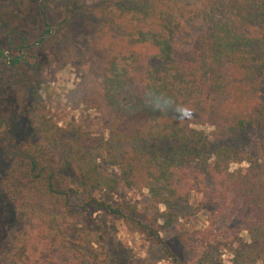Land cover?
Here are the masks:
<instances>
[{"label": "trees", "instance_id": "1", "mask_svg": "<svg viewBox=\"0 0 264 264\" xmlns=\"http://www.w3.org/2000/svg\"><path fill=\"white\" fill-rule=\"evenodd\" d=\"M102 6L113 9L105 13L111 22L127 16L131 32L96 51L70 95L76 108L99 113L107 134L76 123L60 127L32 106L27 118L39 140L11 151L2 190L17 221L33 227V242L19 236L7 264H47L48 257L32 261L29 254L49 256L61 240L59 225L85 227L102 213L171 252L156 222L133 218L104 193L120 186L148 190L155 205L167 207L161 217L173 226L176 206L201 194L204 179L214 186L205 200L227 202L239 223L231 229L232 260L206 253L205 264H264V158L246 152L250 136L264 130V0ZM198 23L204 28L194 58L180 62L178 35Z\"/></svg>", "mask_w": 264, "mask_h": 264}, {"label": "rangeland", "instance_id": "2", "mask_svg": "<svg viewBox=\"0 0 264 264\" xmlns=\"http://www.w3.org/2000/svg\"><path fill=\"white\" fill-rule=\"evenodd\" d=\"M178 1L193 6L201 0ZM103 2L110 4V0H0V53L9 50L15 57L20 47H30L23 49V59L15 66L6 62L0 66V264H7L19 236L25 243L33 242V227L17 221L14 205L2 190L15 147L39 140L27 118L32 106L39 105L60 127L76 123L107 134L99 113L84 105L76 108L70 95L84 81L96 51L131 32L128 17L115 16L111 22L113 9L105 10ZM108 10L110 15L105 17ZM203 28L202 23L186 25L179 33L180 62L194 58V42ZM196 128L207 134L212 130ZM248 151L264 158L263 129L250 136ZM200 185L201 194L194 192L189 202L176 206L179 220L173 226L161 217L167 207L155 205L148 190L135 192L120 186L104 193L114 205L127 207L133 218L156 222L171 252L147 241L121 218L102 213L92 215L85 227L74 221L65 229L59 225L61 240L54 253L29 255L32 261L48 257L47 264H97L93 259L98 258L107 264H205L209 253L229 263L234 253L231 229L239 223L229 216L227 202L205 200L214 191L211 181L204 179Z\"/></svg>", "mask_w": 264, "mask_h": 264}, {"label": "flooded vegetation", "instance_id": "3", "mask_svg": "<svg viewBox=\"0 0 264 264\" xmlns=\"http://www.w3.org/2000/svg\"><path fill=\"white\" fill-rule=\"evenodd\" d=\"M45 22H46V18H45ZM45 27L48 30V26L46 23H45ZM43 36L44 35H41V37H43ZM41 37H40V39H41ZM25 48H30V47H23V46L20 47L18 50V55L15 57H12V52L9 50L6 52L0 53V66H1V63H3V62L8 63L10 66H15L18 62H20L23 59V57H21L20 55H22V51ZM7 54H8V57H7Z\"/></svg>", "mask_w": 264, "mask_h": 264}]
</instances>
